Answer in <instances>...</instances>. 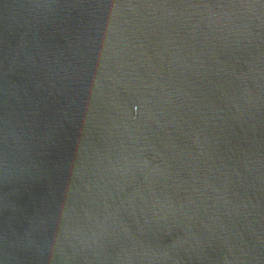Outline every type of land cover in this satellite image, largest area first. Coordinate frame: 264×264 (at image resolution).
Masks as SVG:
<instances>
[{
    "label": "water",
    "instance_id": "obj_1",
    "mask_svg": "<svg viewBox=\"0 0 264 264\" xmlns=\"http://www.w3.org/2000/svg\"><path fill=\"white\" fill-rule=\"evenodd\" d=\"M0 264H264V0H0Z\"/></svg>",
    "mask_w": 264,
    "mask_h": 264
}]
</instances>
